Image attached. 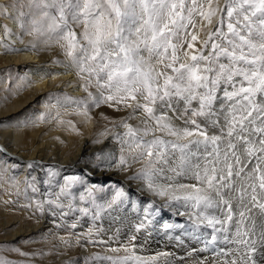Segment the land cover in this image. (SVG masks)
<instances>
[{"label": "snow or ice", "instance_id": "snow-or-ice-1", "mask_svg": "<svg viewBox=\"0 0 264 264\" xmlns=\"http://www.w3.org/2000/svg\"><path fill=\"white\" fill-rule=\"evenodd\" d=\"M0 14L58 47L85 81L87 99L65 102L84 115L101 104L131 110L118 125L117 166L123 170L129 157L140 162L136 178L166 206L186 210L177 215H187L188 235L213 247L215 264H264V0H17ZM93 82L95 94L88 91ZM134 119L139 123H128ZM63 180L48 203L72 210L73 188L84 181ZM100 191L93 185L79 199L95 205ZM127 199L117 188L104 207ZM159 211L150 202L136 231ZM108 251L126 253L101 258L111 264H156L169 255H138L135 244Z\"/></svg>", "mask_w": 264, "mask_h": 264}, {"label": "rangeland", "instance_id": "rangeland-1", "mask_svg": "<svg viewBox=\"0 0 264 264\" xmlns=\"http://www.w3.org/2000/svg\"><path fill=\"white\" fill-rule=\"evenodd\" d=\"M13 3H17V0L4 1V4L8 5ZM9 9L16 14V9ZM19 32L27 44L32 46L34 43L36 45L34 49L41 59L48 58L59 64L69 63L64 53L55 45L46 46L43 43V39H33L23 34L20 28ZM200 35L203 37V33H200ZM194 43L196 47L200 46L199 41ZM183 47L186 49L187 44L185 43ZM180 55L182 56L183 52ZM13 77L23 80L24 74L12 64H1V148L3 147L5 151L10 150L12 152L24 151V149H28L27 152H29L30 148H37L40 157L55 159L65 157L66 159V154H68L66 137L82 135L81 132L86 119L91 118V122L95 125L94 133L92 134V146L101 145L102 150H105L108 141L112 140L113 146L111 150H114L118 160L121 153L120 148L116 145L119 143L117 136L124 131L118 125L120 121L128 116V109L120 108L118 111L115 105L109 107L106 104H101L99 107L91 106L88 114L84 115L82 106L78 108L76 104L65 102L64 99L65 97H71L74 100L87 99V93L84 91L85 81L78 76L79 82L83 86L79 95L75 96L71 91L68 92L62 88L43 90L29 98L21 107L6 112L7 106H11L15 101L22 100V96H20L21 93L23 94L22 85L19 83L14 85ZM88 91L96 93L97 89L94 86V82L92 86L88 87ZM57 113H59V116H57ZM42 116L44 117L43 119H41ZM128 123L136 125L139 121L134 119L129 120ZM5 127L6 129H4ZM51 128L59 130L62 134L56 133V130L51 131ZM11 129L17 136L16 139L11 137L12 135L9 132ZM100 132L104 133V135H101ZM117 132L118 134H116ZM95 141L100 142L96 143ZM98 155L102 157L104 153L101 151L96 156L88 155L85 159L83 158V161L88 165L91 163L97 164L100 160L97 158ZM128 160L130 159L128 158ZM139 168H141V165L138 164L136 170ZM22 169L20 166L11 165L10 172H7L3 163H0V264H111V262L101 259L108 255L105 249H109L110 245H107L106 242L112 241L104 240L103 238L105 236L103 235V218L107 209L104 205L114 195L117 188H123L128 196H130L129 193L133 189L124 186L119 179L110 180L109 177H104L105 174L91 173L82 166L78 169L76 168V172L62 171L55 177L49 175L50 171L57 172L55 168L45 169L41 175L38 173L33 175L32 170L30 172H22ZM16 175L21 176V181L16 179ZM66 176H79L84 181L82 185H75L73 188L75 199L72 200L74 205L72 210H69L67 206L60 209L48 203L49 200L56 199L54 194L59 192L58 185L64 183L63 178ZM127 177H129V174H127ZM99 178L100 182L98 181ZM32 181L35 183H32ZM45 181H50V183H45ZM93 185L98 189H102V191L96 193L95 205L90 200L82 201L79 199L80 194ZM128 201L129 199H127ZM59 202L67 205L68 199L61 197ZM138 203L140 204L139 201ZM96 205L101 207L97 208ZM83 208L88 209L87 214L81 211ZM61 212L66 213V215H61ZM160 214L162 213L159 211L157 216L155 215L154 217H158ZM41 219L45 223L38 226L40 222H43ZM139 221L141 222L142 220L139 219ZM73 224H75V227H72ZM36 225V228H31ZM19 227L22 228V232L19 231L16 235H11ZM134 232L136 233L137 231L135 230ZM188 232L191 233L192 229H189ZM64 241H67V243ZM90 241H96V243H91ZM101 241L103 243H100ZM82 245L91 246L93 249L87 252L88 254L84 253L81 250ZM99 246L101 248L99 253H97V247ZM90 254L92 255L86 259L85 256ZM112 254L111 256H117L119 253Z\"/></svg>", "mask_w": 264, "mask_h": 264}, {"label": "bare ground", "instance_id": "bare-ground-1", "mask_svg": "<svg viewBox=\"0 0 264 264\" xmlns=\"http://www.w3.org/2000/svg\"><path fill=\"white\" fill-rule=\"evenodd\" d=\"M4 1L5 0H0V11H2L5 5ZM9 11L15 16V13L11 9H9ZM1 64H12L17 70L20 69L24 74L23 80H18L16 77H13L14 85L18 83L22 85L21 89L23 94H20L22 100H14L15 102H13L11 106H7L6 112L21 107V105L26 103L29 98L33 97L39 91L62 88L66 89L68 92L71 91L75 96L82 92L83 86L79 82L76 69L71 67L70 63L59 64L48 58L41 59L37 55L36 50L30 44H27L23 38L21 39L18 20L14 19L12 16L3 14H0V65ZM121 108L123 109L122 106ZM127 111L129 114L131 110L128 109ZM4 129H6V127ZM94 129L95 125L91 122V118H89L86 119L84 123L81 132L82 135L78 137H66L68 141V154H66V159L65 157H60L59 159L40 157L37 148H30L29 152H27L28 149L17 152H12L10 150L5 151L3 147L1 148L2 145L0 143V163H3L7 172H10L9 169L11 165L22 167V172H30L32 170L33 175L37 173L41 175L43 170L48 168H55L58 173L62 171L76 172V168L78 169L82 166L91 173L98 172V175L105 174L104 177L107 176L110 180L119 179L124 186L131 187L133 190L129 193L130 196H128L129 201L127 203H124L118 208L105 210L106 213H104L105 217L103 218V235L105 236H103V238L104 240H112L106 242L107 245H110V248L135 244L137 246L138 255L150 256L158 252L169 253L168 256L161 257L156 264H215L216 256L213 247L209 246L205 248L203 239L196 240L193 236L188 235V230L192 228L189 225L187 215H177V212H186V210L178 204L166 206L162 198L156 197L153 193L148 191L145 182L136 178L137 172L140 170V168L138 170H136V168L138 164L141 165L140 162L133 163L129 157L130 160L128 165L124 166V169L121 170V168L117 166V155L114 153L113 149L111 150L113 146L112 140L108 141L105 150H102L101 145L92 146V134L94 133ZM54 130H56V133L62 134L59 130L51 128V131ZM9 132L13 139L17 138L13 133V129ZM116 134H118V132ZM104 138L106 139V137ZM116 145L118 148L121 147L120 143ZM6 146L5 148H7ZM101 151L104 155H102V159H100L97 164H85L83 158L85 159L88 155L96 156ZM127 174H129V177H127ZM16 179L21 181V176L16 175ZM98 181H101L100 178ZM32 183L35 182L32 181ZM152 201L156 202V206L160 208L162 214L158 217H154L158 214V212H156L155 215L150 216L149 219L152 220V223L146 229H142L135 233L136 225L140 223L139 219L143 220L142 218L144 216L142 217V215H145L144 208ZM42 221L43 222H40L38 226L45 223L44 220ZM166 223L183 224L185 227L165 229L164 225ZM36 227L37 225L31 228ZM21 230L22 228L19 227L15 232L11 233V235H16ZM201 231L210 233L211 229L202 228ZM132 236H136L135 241L131 240ZM176 237H180V239L177 240ZM224 246L225 245L220 244L216 247ZM100 248V246L97 247V253H99ZM91 249H93L91 246L82 245L81 250L87 253ZM193 249L196 251H193ZM105 250L108 255L113 253L108 251V248ZM125 254L126 253L121 251L117 255L123 256ZM91 255L92 254L86 255V259Z\"/></svg>", "mask_w": 264, "mask_h": 264}]
</instances>
